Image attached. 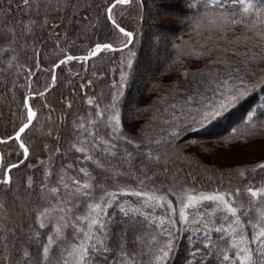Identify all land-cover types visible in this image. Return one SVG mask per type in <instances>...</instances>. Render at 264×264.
<instances>
[{"label": "snow or ice", "instance_id": "obj_1", "mask_svg": "<svg viewBox=\"0 0 264 264\" xmlns=\"http://www.w3.org/2000/svg\"><path fill=\"white\" fill-rule=\"evenodd\" d=\"M6 2L7 7L0 5V13L5 17L10 16L13 11L12 0ZM133 3L142 7L137 0H104L102 6L96 5L98 9L102 7L106 22H110L111 26L122 34L123 39L119 41L118 48L112 43L97 42L85 55H71L69 48L74 41L69 40L67 29L62 37L52 33L61 56L57 57L48 69L41 68L40 52L35 49V68L48 73L51 80L43 91L33 90V73L29 68L28 82L20 85L26 90L21 92L22 98L18 106V111H21L20 123L14 128L12 135L0 137V143L17 142L18 150L24 159L18 157L16 163H11L5 161L3 154H0V187L3 188L5 196L13 191L11 172L31 156L29 146L22 139V134L33 126L37 117L36 110L30 104V98L44 97L57 82L56 69L69 62L88 61L89 58L101 54L102 50H126L127 56L120 60L119 80L111 81L108 102L101 106L97 97H87L86 103L92 107L97 118L95 121H88L92 131L85 128L84 124L74 122L70 135L75 134L77 142L83 140L87 145L77 148L75 143H70V148L75 149L79 155L66 167L75 168L76 178L69 177L68 182H65V168L61 167L56 173L51 165L44 167L43 179L40 182L35 181L33 176H27L25 189L31 194L38 183L37 200L47 206L38 203L36 207L28 208L27 215L32 217V223L27 225L28 247L18 250L19 259H14L11 254L0 256V264H169L177 249L180 234L187 231H203V236L192 242V250L185 258L184 264H213V261L214 264H264V181L259 186L247 183L243 187H232L233 169L227 171V187L224 170H216L219 173L218 178L216 172H213V175H205L208 171L206 168L204 173H188L182 177L178 172L173 174L168 167L171 154L166 151L168 145L175 144L184 134H194L196 129L217 122L230 111L247 104L256 89L264 91V70L259 73L255 70L257 64H264V51L257 53L247 50L248 36L227 39L230 29L245 25L259 40L264 41V31H257V23L264 29V7L257 8L253 0H234V7L239 9L242 6V12L233 13L230 17L225 11L227 5L224 0H211V6L219 9V13H205L196 26L202 27L203 22L211 15V24L218 30L216 39L209 38L212 46H203V50L193 53L191 49L185 51L186 46L183 44H172L174 50L185 57L194 54L203 59L205 65L204 68L193 69L177 55L168 65V70L175 66L176 79L153 85L154 91L164 93L158 95L155 100L157 104L164 106V112L169 116V119L162 121L166 127L159 129L161 135L156 137L147 135L145 128L139 125L130 129L125 127V121L134 123L138 119L136 114L154 108L150 99L143 108H136L127 115L123 110L125 85L135 56L129 45L133 44L135 33L122 26L114 12L117 7H130ZM259 3L264 5V0H259ZM191 6L199 11L201 4L199 0H191ZM203 6L207 8L210 5ZM21 7L27 10L28 16L27 23H21L24 24L25 34L30 35L36 28L43 30L58 27L57 24L49 25V17L53 11L57 15L64 13L59 26H63L65 17L70 26L74 17L67 16L68 9L78 14L79 7L87 11L92 5L84 4L78 7L72 0H63V3L57 0L55 5L51 0H21L16 4V8ZM33 14L36 19L32 18ZM244 14H249L248 19L254 14L256 19L250 24H245ZM236 15H240L241 19H236ZM83 20L88 21L89 17H84ZM77 24L83 33H87L88 28L82 22L77 21ZM6 31L9 35H15L14 27ZM61 40L64 41L65 47H60ZM240 45H243L246 51H240ZM125 66L129 69L128 72L124 70ZM92 83L93 80L87 81L88 85ZM191 84L195 87H191ZM13 87H16L15 84ZM84 87V84L79 85V88ZM103 96L104 93L101 92L100 97ZM169 99L175 103H169ZM65 103L69 109L72 108L71 101ZM42 107L48 108L50 113L55 111L46 103ZM158 117L157 111L151 119L156 120ZM47 119L51 121L53 117L49 115ZM100 123L107 130L103 138L97 130ZM241 128L242 131L236 127L232 128L225 142L248 143L253 138L264 137V104L255 107L249 105L245 109ZM48 134L52 135L51 128ZM60 138L57 128L55 139L59 141ZM189 143L196 144L198 141ZM162 148L165 150L162 151ZM48 149L49 146L44 144L43 150ZM93 153H98L103 159H93ZM56 154L67 155L61 153V149L57 147L49 159ZM81 157L85 164L91 162L94 167L91 170L88 167H76L80 164ZM37 163L41 166L46 164L43 160H38ZM27 166L30 169L37 168V164ZM251 171L264 173V160L255 163ZM54 175L57 177V186L49 187L50 178ZM239 177L242 180L247 179L243 168L239 169ZM198 180L215 182L218 186L207 192L199 190L196 188ZM96 193L100 195L97 196ZM125 197L135 198L136 203H131ZM245 199L248 201L247 208L243 202ZM256 205L260 207L256 209L258 215L253 222V219L249 218L250 210ZM4 207V202H0V209ZM81 208L86 209L85 214H77ZM111 208L118 209L130 225L134 218L139 219L140 216L144 217V221L135 230L121 229L119 233H115L113 226L116 220L109 213ZM157 209L162 210L159 216L155 215ZM144 223L148 224L147 230L143 227ZM4 230L7 234L0 239V246L7 252L9 236L15 239L17 230L15 227L9 229L7 225ZM68 230L71 234L70 244L65 243ZM130 230L131 238L128 234ZM33 245L35 255L30 251Z\"/></svg>", "mask_w": 264, "mask_h": 264}, {"label": "trees", "instance_id": "obj_2", "mask_svg": "<svg viewBox=\"0 0 264 264\" xmlns=\"http://www.w3.org/2000/svg\"><path fill=\"white\" fill-rule=\"evenodd\" d=\"M13 1H16L18 4L21 2V0ZM79 1L80 0H72V3H79ZM87 1L89 5H92V7H89L87 11H85L83 7L82 9L79 6L78 7L79 10L85 12L84 17H89V20L84 21V17L82 16H78L77 18V20L82 22L85 27L88 28L87 33H83L75 22H72L69 26L67 24V18L64 19L63 26H59L61 24V19L58 22L55 21L53 17L57 14L53 11L49 18V25L57 24L58 27L56 29H36L32 34L27 35L28 39H25L26 36L24 35L23 39L25 40L22 42H25V46L19 43V39L11 45L12 48L3 49L0 46V58L2 57L0 60V100L8 94H12L16 97V110L13 112V114H15L14 117L8 109H6L5 113L0 116V137L12 135L14 128L18 127L20 123L21 111H18V106L20 105L22 98L21 92L26 91L21 88L20 85H24L28 82L27 75L29 68H31L33 73L31 80V88L33 90L43 91V89L47 86V83L50 82L51 77L48 73L35 68L34 51L35 49H39L41 68H50L51 63L55 62V59L61 56L59 49L55 45L52 33L62 37L67 29L69 40L74 41L69 48V53L71 55H85L88 49L97 42L112 43L114 47H119V41L123 39L122 34L118 33V31L111 26L110 22H106L102 12V7L100 9L96 7V5L102 6L104 0ZM0 2L3 5L6 4L7 6L6 0H0ZM137 2L142 4V7H137V4L133 3L130 7H117L114 12L118 22H120L122 26L126 27L127 30L134 31L135 33L133 44L129 45V48L133 53H135V56L133 57V68L130 70V75L125 85L123 110L125 115H127L136 108H143L150 99L152 100L154 108L147 112L136 114L138 119L134 123L130 120L125 121V127L126 129H130L135 125H139L145 128L147 135L159 137L161 135L159 129L166 127L162 121L169 119V116L168 113L164 112V106L157 104L155 100L158 95H163L164 93L154 91L153 85L159 82L168 83L169 81L176 79L177 73L175 72V66L171 70H168V65L172 59L176 58L177 55L184 60L187 66L193 69L204 68L205 65V61L203 59H199L194 54L190 57H185L182 53L174 50L172 48V44H183L186 46L185 51L191 49L193 53L203 50V46L211 47L212 44L209 41V38L211 37L216 39L218 34L217 28L211 24V15H209V18L203 22L202 27L197 28L196 25L200 17L204 16L205 13L218 14L219 9H215L211 6V0H199L201 4L199 11L191 6V0H178L170 2V5H185L190 8V12H188L186 17L181 19L179 24L174 26L177 29V33L175 35L161 39L158 33L152 34L150 31L151 29L154 30L157 29V27H160L156 18L162 14L159 15L158 12H154L152 9L156 6H162V0H137ZM253 2L256 4L257 8L264 7V5L259 3V0H253ZM224 3L227 5L225 11L229 13L230 17L233 13L242 12V6L239 9L234 7V0H224ZM204 4H209L210 6L206 8L203 6ZM22 10L27 11L24 10V8H22ZM68 12L70 13L68 14ZM68 12L67 15H71L72 17L74 16L72 15V12H74L72 9H68ZM248 16L249 14H244L245 24H250L256 19L254 14L251 15V19H248ZM97 17H99L98 20ZM138 17L141 18L139 21L136 20ZM5 18L6 17L4 16L2 21L7 29L11 26L12 19L10 20L9 17V20L7 21ZM32 18L36 19L34 14ZM235 18L241 19V16L236 15ZM27 20L28 19L26 18L23 20L24 24L27 23ZM24 24H18L17 27L19 30H23L25 32ZM257 31H264V29L260 28L259 23H257ZM150 35L152 40L155 42L147 40V37ZM220 35L224 34L220 33ZM244 36L249 37L247 50L257 53L264 51V41L259 40V37H257L249 28L245 27V25H237L230 29L227 33V39H234L235 37L242 38ZM157 44H159V46H157ZM65 46L64 41L61 40L60 47ZM223 46V43H221V47ZM239 50L246 51L243 45L239 46ZM161 53L163 55L162 62L155 65L149 76L146 77L148 70H146V65L150 62L148 58L159 56ZM148 55L150 56L147 57ZM124 56H127L126 50H119L116 52L105 50L102 51L101 54H98L95 58H89L88 61L69 62L68 64L56 69L58 77L57 82L44 97L30 98V104L33 109L36 110L37 117L34 119L33 126L22 134V139L25 144L29 146L31 156L23 165L11 172V175L13 176V187L15 186V183H18L23 187L24 184H26L27 176H33L35 181L40 182L43 179L42 174L44 167L47 165H51L52 169L56 173L60 171L61 167H64L65 172L63 174L66 177L65 182H68L67 178L69 177L76 178L77 173L75 168L66 167L67 165H71L76 159V156L79 155L75 149L70 148V143H75L77 148L81 146L86 147L87 145L83 142V140L77 142L75 134L70 135L74 127V122L84 124L85 128L92 131V127L88 124V121H95L97 118L93 113L92 107L86 103L87 97H97L101 106L108 102L110 99L109 86L113 79L119 80L120 60ZM69 69L71 71H69ZM124 70L126 72L129 71L126 66ZM255 70L257 73L264 70V64H257L255 66ZM73 73H78V75H73ZM88 80H93V83L88 85ZM14 84L16 86L15 88L13 87ZM80 84H84L85 87L79 88ZM190 86L195 87L194 84H191ZM101 92L104 93L103 98L100 97ZM65 101L72 102L71 109L67 107ZM168 102L175 103V101L171 99H169ZM45 103L50 105L51 108L55 109V111L50 113L48 108H43L42 105ZM262 104H264V91L256 89L254 93L251 94V98L248 103L239 110L238 115L233 121L229 122L228 118L236 109H239V107L230 111L219 121L196 129L194 134L191 132L184 134L175 144L167 146V149L171 146L175 147L177 152L174 153V155L180 159L177 161V159L173 158L170 162L177 166L183 165L185 170L193 175L204 173L205 168L208 169L207 173H204L205 175H213V172H216V170H224L225 187L228 186L229 181V177L227 175L228 169H233L231 176L232 187H243L244 184L247 183L259 186L260 183L264 181V173L251 171V169L254 168V162L247 163L246 165L232 164L226 167H221L207 163L201 156H207V154L210 156L216 149H225L224 147L226 146L223 143H226L225 138L230 135L231 129L236 127L241 131L243 130L241 128V118L245 109L248 108L249 105L255 107ZM157 111L159 112V117L156 120H152L151 117L155 115ZM49 115L53 117V120L50 121L47 119ZM62 115L63 119H61ZM224 124L226 125L223 128H217V125ZM50 128L52 129L51 136L48 134ZM57 128L59 129L61 136L59 141L55 139ZM40 130L42 131L41 133ZM97 130L102 138L106 136L107 130L104 128L102 123L97 125ZM80 131L83 132V130ZM42 134L46 135L47 140L44 139ZM193 140L198 141V143L190 144L189 141ZM263 140L264 137H256L253 138L251 142H261ZM209 143H211L212 147H205V145H208ZM231 143L240 147L247 144L245 142L238 141H232ZM44 144L49 146L48 151L43 150ZM57 147L61 149V153H67V155L61 156L60 154H56L55 157L49 159V157L55 153V149ZM205 149L207 151H205ZM161 150L164 151L165 149L162 148ZM0 154H3L5 161L11 163H16L18 157L21 160L24 159L20 154L18 144L15 141H9L6 144L0 143ZM93 159L102 160L103 157H101L98 153H93ZM38 160H43L46 164L41 166L37 163ZM28 164H37V168L30 169L27 166ZM93 166L94 165H92L91 162L85 164L82 157L80 164L76 165V167H88L90 170ZM240 168L245 170L247 179L242 180L239 177ZM218 176L219 173L216 172V178H218ZM161 179H163V176H161ZM55 186H57V177L54 175L50 178L49 187ZM217 186L218 185L215 182L208 183L205 180H198L196 183L197 189L206 192L217 188ZM110 190L115 189L110 188ZM38 191L39 189L37 183L35 190L33 191L34 199L36 198V202L33 204V207H36L38 203L47 206L44 202L37 200L36 194ZM61 191L63 192V189H61ZM96 195L99 196L100 193H96ZM9 196L10 193L5 196L3 188L0 187V202H4V204L6 202L9 204ZM169 198L171 199L172 197ZM125 199H129L131 203H136L135 198L125 197ZM243 202L247 208V199ZM52 203L54 204L55 201H52ZM259 207L260 205H256L250 210L249 218L253 219V222H255V218L258 215L256 209ZM145 210L148 211L149 209ZM209 210H211V206H209ZM9 213L10 212L5 204V207L0 209V239H2L4 233H6L4 230L5 225L10 228V225H13L17 221L16 215L14 214L9 216ZM85 213L86 209L81 208L77 214ZM109 213L114 216L116 220V224L113 226V231L115 233H119L121 229L131 228L132 230H135L136 228H139L141 223L144 221V217L140 216L139 219L134 218L130 225L128 220L123 217V214L120 213L118 209L111 208ZM161 213L162 210L157 209L155 215L159 216ZM218 216L219 214H217V218ZM31 223L32 220L30 219L29 224ZM45 223H47V220ZM143 227L147 230L148 224L144 223ZM50 230L51 229H49V231ZM128 234L131 238V230ZM202 236L203 231L199 233L192 231L181 233L178 238L177 249L171 257L169 264H184L185 258L192 250V242L194 240H198ZM213 239H215V236H213ZM65 243H71L70 230H68V239ZM10 246L11 249L9 251L8 247L7 252L4 250L3 246H0V256H8L11 254L14 259H17L20 247L16 244V242L11 243ZM221 247H223V245H221ZM32 252L35 255V247ZM109 259H111V257H109ZM137 259H139V257Z\"/></svg>", "mask_w": 264, "mask_h": 264}, {"label": "rangeland", "instance_id": "obj_3", "mask_svg": "<svg viewBox=\"0 0 264 264\" xmlns=\"http://www.w3.org/2000/svg\"><path fill=\"white\" fill-rule=\"evenodd\" d=\"M175 2L178 0H162L163 5L162 6H156L152 9V11L154 10V12H158L159 17H157V23L158 25H160V27H157V29H154L150 31V33L152 34H159L161 39H165L168 38L172 35H175L177 33V29L174 27L177 24H179V22H181V19H183V17H186V15L188 14V12H190V8L186 7L185 5H170V2ZM46 2V0H45ZM52 4L55 5L57 0H51ZM61 3H63V0H61ZM18 4L16 3V1L12 0V14L10 16H7L5 19L8 21L9 17L11 21V26H9V28L7 29H12L14 27L15 29V35H9V33L6 31V27L4 26L3 23V18H4V14L0 13V46L3 49H7V48H12V44H14L17 39L20 40L19 43L23 44V46H25V39H28L27 35L25 34V32L23 30H19V28L17 27V25L21 24V22L26 18L28 19L27 16V11H23L22 8L17 9L16 5ZM75 4H79V5H84V4H88L87 0H80L79 3H75ZM0 5H3L0 2ZM78 5V6H79ZM4 7H7L6 4L3 5ZM82 9V7H81ZM26 10V9H24ZM41 12H43V9H41ZM70 12H68L69 14ZM75 12H72V15H74L73 17V21L75 22V24L78 26L77 24V18L78 16H82L84 17L85 12L82 10H79L78 14H74ZM21 15V17H20ZM64 13H60L59 15H55L53 17V19L55 21H60L61 16H63ZM69 17H72L71 15H67ZM33 17V16H32ZM50 18V17H49ZM67 18V17H65ZM141 18H136V20H140ZM39 29V28H36ZM35 29V30H36ZM154 31V32H153ZM149 33V34H150ZM24 35L26 36L25 39H23ZM147 40L153 42L154 40H152L151 35L147 37ZM155 42V41H154ZM158 43V42H157ZM157 46H159V44H157ZM163 46V45H162ZM163 48V47H162ZM150 55H148L147 57H149ZM155 57V56H154ZM154 57H149L148 60L151 62H149L146 66V70H147V74L146 77L149 76V74L151 73L152 68L157 65L158 63H161L163 60V55L162 53L159 56ZM2 59V57L0 58V60ZM150 64V65H149ZM5 102H4V100ZM3 101L0 100V116L3 115L6 111V109L9 110V112L13 115V112L16 110V97L12 94H8L7 96L3 97ZM42 131L40 130V133ZM44 133V132H43ZM43 135V134H42ZM44 139L47 140L46 135H43ZM221 144V143H220ZM226 147H224L225 149H216L214 150V153L212 155H208L207 156H201L207 163H210L212 165H218L221 167H226L228 165H232V164H236V165H246L247 163H257L260 160H264V140L261 142H248L247 144H244V146H238V145H234V143H223ZM205 147H212L211 143H209L208 145H205ZM167 152L170 153V159L168 162V167L171 169L172 173H179L180 176H185L186 174H188V171L185 170V168L182 166H177L174 165L170 162L171 159H177V161H179V157H176L174 155V153H176L177 151L175 150V147L171 146L167 149ZM110 163H116L115 161H109ZM164 161L162 160L161 163H163ZM94 167V166H93ZM192 174V173H191ZM24 187V188H23ZM19 185L18 183H15V186L13 187V191L10 192V196L8 197V200L10 201L9 204H6L7 209L9 210V216L12 215H16L17 217V221L16 223H14L13 225H10V228L15 227L16 228V233H15V239H13L11 236H9V239L7 241V245L9 247V251H10V245L11 243L16 242V244H18V246L20 247V249L22 247H28V244L26 243V234H27V225H29V220L31 218L30 215H27L28 212V208L29 207H33V204L36 202V198L34 199V193L32 192L31 194L25 189V184L24 186ZM7 200V201H8ZM6 201V200H5ZM7 233H4L3 237L6 235ZM35 246L33 245V247L30 249V251L33 250ZM17 259H19V256L17 257Z\"/></svg>", "mask_w": 264, "mask_h": 264}, {"label": "bare ground", "instance_id": "obj_4", "mask_svg": "<svg viewBox=\"0 0 264 264\" xmlns=\"http://www.w3.org/2000/svg\"><path fill=\"white\" fill-rule=\"evenodd\" d=\"M243 106H244V105H243ZM243 106H242V107H239V109H236V110L234 111V113H232V114L229 116V118H228L229 122H231V121H233V120L235 119V117H236V116L238 115V113H239V110L242 109ZM229 122H228V123H229ZM225 125H226V124H224V125H217V128H223Z\"/></svg>", "mask_w": 264, "mask_h": 264}, {"label": "water", "instance_id": "obj_5", "mask_svg": "<svg viewBox=\"0 0 264 264\" xmlns=\"http://www.w3.org/2000/svg\"><path fill=\"white\" fill-rule=\"evenodd\" d=\"M116 48H118V47H116ZM102 51H105V50H102Z\"/></svg>", "mask_w": 264, "mask_h": 264}]
</instances>
